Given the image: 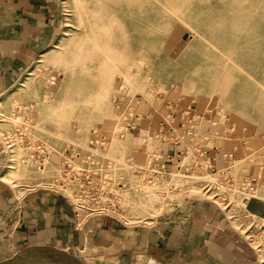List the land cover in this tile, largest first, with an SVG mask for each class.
Returning <instances> with one entry per match:
<instances>
[{
  "label": "rangeland",
  "instance_id": "rangeland-1",
  "mask_svg": "<svg viewBox=\"0 0 264 264\" xmlns=\"http://www.w3.org/2000/svg\"><path fill=\"white\" fill-rule=\"evenodd\" d=\"M53 2L49 36L0 96L4 171L61 178L81 216L130 224L213 204L264 264V0ZM103 8L122 23L107 45ZM106 53L123 60L105 67Z\"/></svg>",
  "mask_w": 264,
  "mask_h": 264
},
{
  "label": "crops",
  "instance_id": "crops-1",
  "mask_svg": "<svg viewBox=\"0 0 264 264\" xmlns=\"http://www.w3.org/2000/svg\"><path fill=\"white\" fill-rule=\"evenodd\" d=\"M54 7L53 0H0V96L49 36ZM2 143L0 139V260L42 251L68 253L82 264H257L256 251L241 229L216 218L213 204L187 200L149 223L130 224L91 211L81 216L61 178L4 180L7 152ZM252 210L262 214L264 206Z\"/></svg>",
  "mask_w": 264,
  "mask_h": 264
},
{
  "label": "water",
  "instance_id": "water-1",
  "mask_svg": "<svg viewBox=\"0 0 264 264\" xmlns=\"http://www.w3.org/2000/svg\"><path fill=\"white\" fill-rule=\"evenodd\" d=\"M0 264H82L75 256L68 253L49 254L47 252H17L0 260Z\"/></svg>",
  "mask_w": 264,
  "mask_h": 264
},
{
  "label": "bare ground",
  "instance_id": "bare-ground-1",
  "mask_svg": "<svg viewBox=\"0 0 264 264\" xmlns=\"http://www.w3.org/2000/svg\"><path fill=\"white\" fill-rule=\"evenodd\" d=\"M119 1L120 0H118V2ZM104 10H106V8L97 10L96 14L94 15L95 21H97L96 26H98L99 29H102L104 32L103 37L96 36L95 40L99 43L107 45V43H109L110 40L114 37V33H113L114 32V26L115 25H122V23L120 21L117 22V19L115 20L113 15H111L110 13H106ZM90 51H91V49L89 50V52ZM42 55H43V53H42ZM116 59L117 60H123L121 56L114 58L110 53H106L105 58L101 60L102 65L105 67L111 66V65H113L112 62L115 61ZM14 172L15 171H12V170L10 172H5V173H3L2 178L4 180H7V181L12 180L11 177L15 175Z\"/></svg>",
  "mask_w": 264,
  "mask_h": 264
},
{
  "label": "built area",
  "instance_id": "built-area-1",
  "mask_svg": "<svg viewBox=\"0 0 264 264\" xmlns=\"http://www.w3.org/2000/svg\"><path fill=\"white\" fill-rule=\"evenodd\" d=\"M249 190H251V193L254 191V189L252 187H250ZM261 224H264V223H261Z\"/></svg>",
  "mask_w": 264,
  "mask_h": 264
}]
</instances>
